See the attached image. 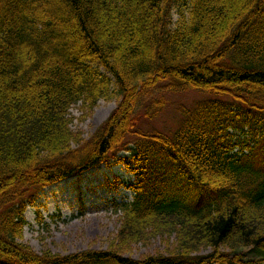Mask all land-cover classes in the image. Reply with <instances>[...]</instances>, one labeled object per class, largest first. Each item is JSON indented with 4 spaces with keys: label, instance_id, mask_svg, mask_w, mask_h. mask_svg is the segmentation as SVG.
<instances>
[{
    "label": "trees",
    "instance_id": "1",
    "mask_svg": "<svg viewBox=\"0 0 264 264\" xmlns=\"http://www.w3.org/2000/svg\"><path fill=\"white\" fill-rule=\"evenodd\" d=\"M158 89L207 97L145 130ZM113 98L73 130V105ZM111 161L134 176L108 200L118 249L23 242L41 190ZM173 233L165 254L120 249ZM0 264H264V0H0Z\"/></svg>",
    "mask_w": 264,
    "mask_h": 264
},
{
    "label": "rangeland",
    "instance_id": "2",
    "mask_svg": "<svg viewBox=\"0 0 264 264\" xmlns=\"http://www.w3.org/2000/svg\"><path fill=\"white\" fill-rule=\"evenodd\" d=\"M179 14L173 11L174 19ZM166 99V105L154 119L143 118L139 127L145 130L171 131L179 125L183 107L207 97L197 90L182 92H154ZM118 99H102L91 109L83 102L70 110L72 128L84 138L92 136L98 127L116 108ZM116 176L118 178H116ZM134 179L121 163H103L89 169L81 176L73 175L41 190L36 205L29 206L26 216L23 242L37 252L51 249L58 253H69L85 249L119 248L117 233L121 227L122 214L109 205V199L124 196L131 198L133 191L123 185ZM84 207L83 210L81 208ZM39 210V211H38ZM175 233L156 234L120 249L133 258L149 254H165L176 242Z\"/></svg>",
    "mask_w": 264,
    "mask_h": 264
}]
</instances>
